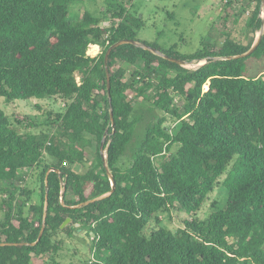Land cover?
<instances>
[{
  "label": "trees",
  "instance_id": "16d2710c",
  "mask_svg": "<svg viewBox=\"0 0 264 264\" xmlns=\"http://www.w3.org/2000/svg\"><path fill=\"white\" fill-rule=\"evenodd\" d=\"M97 1L0 0V99L64 101L40 134H20L0 109V194L9 195L2 201L0 264H34L33 257L46 255L54 263L78 231L85 232L89 264H264V76L244 75L249 61L264 72V32L251 55L233 58L252 47L264 4L250 0L255 7L237 39L227 22L238 0H225L221 47L202 44L181 55L176 45L137 41L144 21L130 12L131 0H103L100 15L84 12L70 21V4ZM106 16L109 25L102 23ZM120 41L161 56L130 44L115 48L108 90L103 58ZM90 46L100 53L87 56ZM170 59L205 63L187 69ZM93 143L96 163L79 173ZM34 167L41 169L39 203L25 215L18 184ZM222 177L223 209L206 221L185 220L174 233L160 227L159 213L178 208L195 216ZM152 221L157 229L145 236Z\"/></svg>",
  "mask_w": 264,
  "mask_h": 264
},
{
  "label": "rangeland",
  "instance_id": "374dc122",
  "mask_svg": "<svg viewBox=\"0 0 264 264\" xmlns=\"http://www.w3.org/2000/svg\"><path fill=\"white\" fill-rule=\"evenodd\" d=\"M122 1V0H121ZM104 1L73 3L69 7L70 21H77L84 12H90L94 15H100L104 12ZM127 2V0H123ZM225 0H131L129 7L132 6L130 12L140 16L144 21V27L137 34V41L140 43L154 44L161 49H167L176 45L177 51L181 55H191L201 49L202 44H208L216 48L221 47L224 36L222 27V17L224 16ZM234 10L230 11V18L227 22V30H232L237 39H241L245 34L244 23L254 10L255 4L250 0H238L234 6ZM129 9V8H128ZM261 18H264L261 13ZM237 20L234 25L233 20ZM103 24H110V16L102 18ZM259 33L256 34L255 40ZM254 40V42H255ZM93 47V46H91ZM90 47V48H91ZM97 50L89 49L87 56L95 57L100 53L101 49L94 46ZM89 53H91L89 55ZM96 53V54H95ZM204 62L186 64L187 69H195L199 64ZM133 69L128 70L124 81L130 82V76ZM245 77L251 78L256 75L264 76L261 64L256 61H249L245 69ZM80 80L79 76H76ZM206 90L207 88L204 87ZM177 100V98H175ZM140 100L136 101L139 104ZM177 108H181V102L178 100ZM64 107V101L60 99H31L27 101H14L6 103L0 99V109L8 118L11 125L20 133L30 132L33 134L47 133L50 128V122L55 114L61 112ZM167 126L174 131L176 123L169 120ZM95 143L87 151V167L77 168L79 173H84L87 168H92L96 163L95 159ZM178 149L177 145L171 148L170 155H174ZM106 157L105 151L103 152ZM166 157V156H165ZM157 161H163L160 158ZM128 158H122L119 166L125 168L129 166ZM72 166L71 168H74ZM42 168V167H40ZM40 172L41 169L34 167L30 171L23 173L24 182L18 184V188L23 190L22 197L19 199L25 203V215L30 206L39 203L40 190ZM224 177L219 179V184L214 192L209 195L201 210L195 215H187L180 209L176 208L170 214H157L160 227H164L171 232H176L183 227L185 220L196 219L198 221H206L207 218L217 210H221L226 205L227 192L222 187L221 182ZM16 191V195H17ZM9 195L0 194V222L4 218L2 210V201ZM157 226L155 221L144 230L143 234L148 236ZM70 239L65 241L63 251L55 258L54 263L50 261L49 256L34 258V264H89L92 257L89 254L87 243L85 242V234L76 232ZM78 235H82L80 237ZM63 238L64 235H62Z\"/></svg>",
  "mask_w": 264,
  "mask_h": 264
},
{
  "label": "water",
  "instance_id": "95a60500",
  "mask_svg": "<svg viewBox=\"0 0 264 264\" xmlns=\"http://www.w3.org/2000/svg\"><path fill=\"white\" fill-rule=\"evenodd\" d=\"M261 3L264 4V0H261ZM263 16H264V12H263ZM263 19H264V18H263ZM263 32H264V26L262 27L261 31L259 32V35H258V37L256 38V40H255V42L253 43V45H252V47L250 48V50H249L247 53H245V54H242V55H240V56H236V57H233V58H234V59H240V58H244V57H247V56L251 55V54L255 51V49L258 47ZM124 44L134 45V46H136V47H140V48H142V49H144V50H149V51L152 52L154 55L161 56L160 53H158V52L155 51L154 49L149 48V47L144 46V45H141V44H138V43H136V42H134V41H120V42H117V43L113 44L112 46H110V47L106 50V52H105V54H104V58H103V63H104V67H105V70H106V76H107V89H108V90H109V88H110V80H109V75H108V72H107V64H108V60H109V55H110V53L112 52V50H114L115 48H117V47H119V46H122V45H124ZM163 58L167 59L165 56H163ZM233 58H228V59H233ZM170 61H171V62H174V63H176V64H178V65H180V66H182V67H184V66L186 65L185 62L180 61V60L170 59ZM204 63H205V62H204ZM204 63H203V64H199V66L204 65ZM199 66H198V67H199ZM206 91H207V89H206ZM110 119H111V121L113 120V119H112V112H110ZM112 126H113V124H112ZM103 152H104V151H103V141H102V143H101V145H100V155H101V158H102V161H103V166L106 168V164H105L106 157H104ZM106 172H107V174L109 175V181H110V184H111V192H113V190L115 189V182H114L113 178L110 176V172L107 170V168H106ZM48 173H49V172H48ZM111 192H110V193H111ZM104 197H106V196H103V197H101V198H99V199H102V198H104ZM99 199H97V200H99ZM93 201H94V200H93ZM93 201H89V202H87V203H85V204H83V205H87V204H89V203H91V202H93ZM83 205H79V206H77V208H78V207H81V206H83ZM47 207H48V203H47V192H46V194H45V208H44L43 223L45 222V219H46ZM68 223H69V220H66V221L63 223L62 228H63L65 225H67ZM44 229H45V226L43 225L42 228H41V230H40V233H39V235H38L37 242L41 239V237H42V235H43V232H44ZM78 232L80 233L81 231H78ZM82 233H83V235L85 234V232H82ZM78 236L83 237L82 235H78ZM91 236L93 237V235H91Z\"/></svg>",
  "mask_w": 264,
  "mask_h": 264
},
{
  "label": "bare ground",
  "instance_id": "6f19581e",
  "mask_svg": "<svg viewBox=\"0 0 264 264\" xmlns=\"http://www.w3.org/2000/svg\"><path fill=\"white\" fill-rule=\"evenodd\" d=\"M90 47H91V46H90ZM90 47H89V49H91V51H93V50H97L94 46L91 47V48H90ZM93 52H95V51H93ZM87 54H88V52H87ZM90 54H91V53H89V55H90ZM95 54H96V53H95Z\"/></svg>",
  "mask_w": 264,
  "mask_h": 264
},
{
  "label": "crops",
  "instance_id": "0c3cea01",
  "mask_svg": "<svg viewBox=\"0 0 264 264\" xmlns=\"http://www.w3.org/2000/svg\"><path fill=\"white\" fill-rule=\"evenodd\" d=\"M86 237V236H85ZM83 239H85V238H83Z\"/></svg>",
  "mask_w": 264,
  "mask_h": 264
},
{
  "label": "built area",
  "instance_id": "2783aa9c",
  "mask_svg": "<svg viewBox=\"0 0 264 264\" xmlns=\"http://www.w3.org/2000/svg\"><path fill=\"white\" fill-rule=\"evenodd\" d=\"M226 2V1H225Z\"/></svg>",
  "mask_w": 264,
  "mask_h": 264
}]
</instances>
